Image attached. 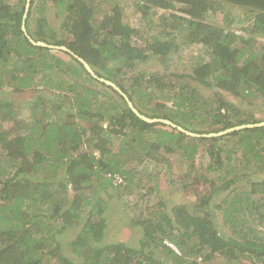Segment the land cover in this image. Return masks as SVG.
<instances>
[{
    "label": "trees",
    "instance_id": "trees-1",
    "mask_svg": "<svg viewBox=\"0 0 264 264\" xmlns=\"http://www.w3.org/2000/svg\"><path fill=\"white\" fill-rule=\"evenodd\" d=\"M25 4L0 0V264H264V126L195 137L146 123L78 60L149 119L198 135L263 123L252 109L264 106V0H31L23 32ZM129 6L161 9L159 33L124 22ZM230 9L251 23L238 30ZM215 10L227 11L211 25ZM189 49L190 73L168 74ZM155 57L165 72L139 70ZM161 165L173 190L206 193L168 209L159 185L145 189ZM107 191L137 199V247L103 242ZM68 229L72 258L55 239Z\"/></svg>",
    "mask_w": 264,
    "mask_h": 264
},
{
    "label": "rangeland",
    "instance_id": "rangeland-1",
    "mask_svg": "<svg viewBox=\"0 0 264 264\" xmlns=\"http://www.w3.org/2000/svg\"><path fill=\"white\" fill-rule=\"evenodd\" d=\"M126 1V0H125ZM130 1V0H128ZM127 5V4H126ZM227 10L220 12V11H212L209 13L211 20H209V24L211 25H217L219 24V21L224 17V12ZM230 14L229 17L234 18V21L236 22V18L238 17L240 20H238L235 25L239 30V27L241 26H246L250 23L247 21V17L243 15V11H237L234 9H230ZM237 11V12H236ZM98 14H100V10H98ZM126 14L123 17V21L126 23H130V25H133L135 27H139V31L141 33H145L148 35L150 34H155L157 35L159 33V26L158 24L161 23L162 18H164V12L161 9H157L156 11H152L151 13L147 12L146 16H141V14L137 11H135V7L129 6L127 7V10L125 11ZM239 13H241V17H239ZM51 14L48 15L50 17ZM52 16V15H51ZM216 19V20H214ZM51 22L54 23V25L57 24L56 20H52V17L49 18ZM234 23V22H233ZM143 25V28L141 29V26ZM141 29V30H140ZM241 34L244 35L243 32H240ZM177 42L179 41L177 38L175 39ZM136 43L142 44L140 40L136 39ZM55 56H62L61 53H59V50H52ZM195 51L189 49L186 51L178 50L176 54L173 56L172 61L173 64L169 66V70L167 68L168 74L170 72H174L176 74H188L190 73V69L192 68V62L189 61V58L192 57ZM67 59V57H66ZM139 70L142 72L148 74V73H154V72H159L163 73L165 72L164 66L159 62L158 59L151 58L148 62L138 65ZM170 81H174L177 78L175 77H168ZM169 81V80H168ZM189 83H192L191 81ZM8 93V92H7ZM44 96H48V93H44ZM31 94L29 93H21L15 95V101L20 105V108L22 110L26 109V106H29L31 103ZM258 103V102H257ZM254 114L259 116L260 118L261 114L264 112V106L262 104L256 106L255 108L252 109ZM118 145V141H115V148ZM173 160V158H172ZM138 164V163H137ZM152 166V168H155V166ZM63 167V166H61ZM65 167V166H64ZM156 172H158L159 176H156L155 180L153 182H150V184H147L146 190L151 189L154 186V191H157L156 185H159L158 190L160 191L158 197H162L163 202L166 203L168 209H171L173 205L180 204L183 202L187 203H195L196 200L204 195L206 193V186L204 185H199V186H193L191 188H188L185 192H177L176 190H173L170 188V185L168 183V180L165 176V170L164 167L161 165L157 169H155ZM180 168L172 163V168H171V173L174 174L176 177L179 173ZM253 170H251L252 172ZM62 174V171L60 172ZM58 175L57 177H63L64 174ZM172 174V175H173ZM176 174V175H175ZM259 176H253V178H257ZM262 177V176H261ZM158 182V183H156ZM241 184V183H240ZM242 185V184H241ZM71 192V190H68ZM226 193L220 194L215 200L217 202H220L222 200V197L225 196ZM99 196L101 199H103L107 206H108V211H107V223H106V229H105V236L103 239V242H111L114 239L115 240H123L126 242L129 246L132 247H137L139 244V239L141 238V230L137 226L135 227L133 225V222H131V216H132V207L133 203L137 200L134 197V194H131L128 197L123 196V199H118L113 195V192L107 191V192H100ZM158 197L153 196V198L157 199ZM75 234L74 229H68L64 233L56 235L55 239L56 241L61 245V252L64 256L72 258V254L70 251L67 249L68 243L73 239V236ZM224 261V260H223ZM222 261V262H223ZM220 261V263H222Z\"/></svg>",
    "mask_w": 264,
    "mask_h": 264
},
{
    "label": "water",
    "instance_id": "water-1",
    "mask_svg": "<svg viewBox=\"0 0 264 264\" xmlns=\"http://www.w3.org/2000/svg\"><path fill=\"white\" fill-rule=\"evenodd\" d=\"M30 1L31 0H26V4H25V11L23 14V20H22V31L25 32V28H24V22H25V18L27 15V12L29 10L30 7ZM28 39V41L35 47H42V48H47L50 50H60V51H64V52H69L65 47L63 46H53V45H48L44 42H34L33 40H31L29 37H26ZM78 60L82 63V65L84 66V68L86 69V71L95 79L105 83L106 85L112 87L113 89H115L126 101L128 107L131 109V111L137 116L139 117L141 120H143L146 123H163L165 125H168L172 128L177 129L178 131L189 135V136H195V137H200V136H205V137H217V136H222V135H226L229 134L231 132L234 131H239L242 129H247V128H255V127H262L264 126V122L263 123H256V124H245V125H240V126H236V127H232L230 129H226L223 130L221 132L218 133H211V134H204V135H198V134H194L192 132L186 131L184 130L182 127L175 125L174 123H172L169 120H165V119H149L147 117H145L144 115L140 114L133 106V104L131 103V101L127 98V96L119 89L116 87L115 84H113L112 82L106 81L104 79L98 78L94 72L92 71V69L80 58H78Z\"/></svg>",
    "mask_w": 264,
    "mask_h": 264
},
{
    "label": "clouds",
    "instance_id": "clouds-1",
    "mask_svg": "<svg viewBox=\"0 0 264 264\" xmlns=\"http://www.w3.org/2000/svg\"><path fill=\"white\" fill-rule=\"evenodd\" d=\"M26 37H28L27 35H26ZM95 74V73H94ZM117 179V178H116ZM118 180V179H117Z\"/></svg>",
    "mask_w": 264,
    "mask_h": 264
}]
</instances>
